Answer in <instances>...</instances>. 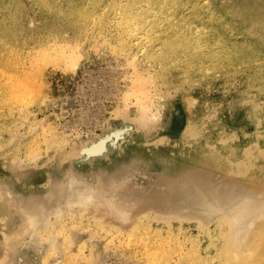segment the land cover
Instances as JSON below:
<instances>
[{"label": "rangeland", "instance_id": "obj_1", "mask_svg": "<svg viewBox=\"0 0 264 264\" xmlns=\"http://www.w3.org/2000/svg\"><path fill=\"white\" fill-rule=\"evenodd\" d=\"M263 201L264 0H0V264H216Z\"/></svg>", "mask_w": 264, "mask_h": 264}, {"label": "bare ground", "instance_id": "obj_2", "mask_svg": "<svg viewBox=\"0 0 264 264\" xmlns=\"http://www.w3.org/2000/svg\"><path fill=\"white\" fill-rule=\"evenodd\" d=\"M135 86L137 85L135 84ZM260 202L262 203V200ZM261 203L259 204V207L257 208L256 206L255 207L250 206V203L249 205L248 204L242 205L240 203L242 207L240 208L238 207L236 211L233 210V208L235 209L236 206L235 207L232 206V209L230 208L231 209L230 211L235 212L236 215L234 213L230 215L231 212L228 210L230 220H228L229 216L225 215L226 216L225 222H227V220L229 221L227 224L228 227H227V232H226L227 242L225 246L223 247V249H221L222 252L220 253L219 257H217L216 260L213 259L212 262L217 261L216 264H264V204H261ZM230 205H233V204H230ZM226 209H229V208L226 207ZM74 219L76 218L74 217Z\"/></svg>", "mask_w": 264, "mask_h": 264}]
</instances>
